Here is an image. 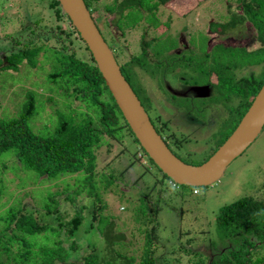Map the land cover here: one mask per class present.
I'll return each instance as SVG.
<instances>
[{
  "label": "trees",
  "instance_id": "obj_1",
  "mask_svg": "<svg viewBox=\"0 0 264 264\" xmlns=\"http://www.w3.org/2000/svg\"><path fill=\"white\" fill-rule=\"evenodd\" d=\"M84 1L158 132L182 146L185 138L172 130L169 120L174 116L166 110L188 118L193 115V108L205 109L214 104L227 111L228 116L233 108L230 119L236 123L229 132L231 135L264 84V0H238L241 12L232 13L227 21L206 26L194 24L195 32L189 36L188 47L170 32L156 31L153 38L145 39L149 28L157 30L162 24L156 13L176 0ZM49 8L85 44L59 0H50ZM112 15L118 16L116 24L124 34L140 27L146 31L137 41L140 52L125 61L119 60V49L123 47L109 40L104 32V22ZM171 19L169 16L162 25L170 27ZM242 28L257 33L258 48L250 50L237 45L228 48L218 43L219 50H215V45L209 46L211 37L239 33ZM198 34L201 40H195ZM30 43L23 42L22 49L0 59V93L5 95V88L12 86L9 101L15 108L12 111L1 106L0 114V264H182L179 259L165 260V255L158 261L156 256L159 245L163 246L156 228L163 209L159 191L163 180H159L158 173L163 179H170L141 147L88 46L85 44L87 60L79 58L74 50L69 54ZM147 49L154 61L148 58ZM43 51L55 66L47 76V85L59 100L62 98L59 96L67 97V111L53 107L47 110L45 103H51L54 96L42 100L38 91L26 86L29 78L23 85L22 79L19 84L12 83L14 74L10 70H32L37 74L43 64L38 56ZM247 66H261L260 74L253 72L237 80L236 73ZM166 81L180 86L182 93L172 94L165 87ZM35 87L42 85L38 83ZM206 87L212 89L211 95H196L199 88L207 92ZM74 100L82 101L90 110L83 109L80 103L74 108ZM196 117L189 119L199 124ZM221 145L213 148L210 156ZM101 149L115 154L106 165V173L96 170ZM119 159H125L126 169H132L134 174L144 166L155 169L156 174L146 177L147 183L143 182L142 174L137 175L138 179L130 184L124 179V170H119ZM59 181H67L63 191L54 193L49 186L38 188L43 183L57 185ZM139 182L142 188L136 189L134 184ZM107 193L114 195V204ZM153 193H159L154 200ZM27 196L32 200H25ZM65 200L76 207L70 220L65 219L68 211L60 210ZM215 219L218 236L215 230L209 243L211 254L195 255L194 264H264L263 197L238 199L222 207ZM124 220L130 221L134 228L133 237L135 232L142 236L140 245L130 253L127 252L131 242L126 241L119 223Z\"/></svg>",
  "mask_w": 264,
  "mask_h": 264
},
{
  "label": "rangeland",
  "instance_id": "obj_2",
  "mask_svg": "<svg viewBox=\"0 0 264 264\" xmlns=\"http://www.w3.org/2000/svg\"><path fill=\"white\" fill-rule=\"evenodd\" d=\"M49 4L50 0H0V59H4L14 51L22 49V43L27 41H30L31 46L34 47L49 46L56 50L61 49L69 54L74 50L79 58L89 59V54L85 51V44L72 31L67 22L57 18L56 13L49 8ZM239 5L238 0H176L156 13L162 24H165L169 16H171L173 19H171L170 27L160 23L161 25L157 30L149 28L145 39L150 40L153 38L156 31L160 34L170 32L173 35H178L179 40L188 47L189 36L195 32L194 24L201 23L206 26L210 22H225L232 13L241 12ZM117 18V15L108 16L104 22V32L109 40H114L123 47V49H119L121 50L119 60L125 61L131 55L140 52L141 47L137 44V41L146 31L140 27L138 30L127 31L124 34L116 24ZM248 25L252 27L250 23ZM184 28L187 30L184 31ZM195 40H201L199 34ZM18 42H21V45ZM209 42L214 44L221 42L228 48H230L229 46L236 47L237 45L254 50L259 47L257 33L250 28H242L239 33H232L231 35H223L217 38L211 37ZM218 45L220 44L215 45V50H219ZM213 52L215 54V51ZM48 55L52 56L53 53H48ZM147 56L151 61H154L149 49H147ZM38 59L39 61L43 60V64L37 74L32 70H21L20 72L10 70L9 72L14 74L12 83L19 84L20 79H22L20 85H23L29 78L31 81L26 86L38 91L42 100L43 98L44 100L47 99L50 95L54 96L51 103H45L47 110L50 111V107H53L54 110L67 111L65 109L66 106L68 108L67 97L59 96L62 97L60 101L57 98V93H53L50 89L52 87L47 85V76L55 70L51 58L43 51L38 56ZM20 67H23V65L21 64ZM254 68V72L259 73V66ZM136 71L140 72V69L137 68ZM243 72L245 76H249L245 70ZM140 74L145 77L143 72H140ZM8 78L5 77V79ZM236 79L239 80L237 73ZM145 80L150 81L149 78H145ZM33 81H37L42 87L36 88L35 86L38 83ZM169 83L166 81L165 87L172 91V94L182 93L180 86L169 85ZM11 87L5 88V95L0 93V114L3 110L1 106H8L12 111L15 110L13 103L9 101V97L12 94ZM205 89L207 92L201 91L196 95H211L212 89L209 87ZM73 102L74 108L80 103L83 109L90 110L82 101L74 100ZM221 109L214 104L207 106L205 109L204 106L193 108V115L191 116H198L196 118L199 124L190 120L191 116L188 118L177 116L173 110H166L169 115L174 116L170 117L171 120H169L172 130L183 136V139L185 138L182 146L174 144L172 141L170 144L171 148L185 163L194 166L205 163L210 158L211 150L221 145V143L224 144L227 140L226 136L233 129L236 121L230 119L233 114V108L229 109V116L227 111L224 109L222 111ZM113 151L115 150L113 149ZM114 156L115 154L105 153V150L101 149L98 152L96 170L99 173H106V165L112 161ZM119 161L120 159L117 163L118 166L121 164L119 170H124V179L130 184H133L140 174H142L144 183H147L146 177L149 178L150 175L156 174L155 169H150L148 168L149 166H144L140 170L136 169V174H134L132 169H126L125 159ZM139 165L142 166V163H139ZM158 175L159 180H163V183L159 186L160 194L163 196V209L159 212V225L156 228H158L159 240L163 246L159 245L158 247L157 259L159 261V259H162L161 255H165L167 256V258H164L165 260L173 258L179 259L182 264H194L196 260L193 257L195 255L211 254L209 243L211 242L210 239L215 237V217L222 207L244 197L264 198V128L255 142L243 154L238 156L228 166L221 179L211 186L192 188L177 185L168 179H163L159 173ZM9 176L11 178L15 177L12 174ZM67 181L71 182V180ZM66 182L59 181L57 185H54L53 182L43 183L38 188L49 186V191L55 193L63 191ZM141 184L142 182L134 184V187L141 189ZM158 194L153 193V200L154 196ZM106 196L114 204L115 199L112 197L114 195L107 193ZM25 200L31 201L32 199L27 196ZM75 209V205L73 206L72 202L67 200L62 201L60 206L61 212L68 211L66 220H70L73 217ZM130 209L132 210V208ZM119 223L124 228L123 233L127 237L126 241L131 242L127 252L130 253L132 249L140 245L142 236L139 237L137 232H135L134 237L132 236L134 228L130 221L124 220L119 221Z\"/></svg>",
  "mask_w": 264,
  "mask_h": 264
},
{
  "label": "water",
  "instance_id": "obj_3",
  "mask_svg": "<svg viewBox=\"0 0 264 264\" xmlns=\"http://www.w3.org/2000/svg\"><path fill=\"white\" fill-rule=\"evenodd\" d=\"M63 11L88 46L100 73L131 130L158 168L174 183L192 188L208 187L221 179L228 166L262 132L264 127V84L231 136L202 165L183 162L154 130L142 106L84 0H59Z\"/></svg>",
  "mask_w": 264,
  "mask_h": 264
},
{
  "label": "clouds",
  "instance_id": "obj_4",
  "mask_svg": "<svg viewBox=\"0 0 264 264\" xmlns=\"http://www.w3.org/2000/svg\"><path fill=\"white\" fill-rule=\"evenodd\" d=\"M91 13V12H90ZM77 31V30H76ZM100 31V30H99ZM101 33V32H100ZM79 34V33H78ZM103 36V35H102ZM81 38V37H80ZM104 38V37H103ZM82 39V38H81ZM105 40V39H104ZM107 43V42H106ZM219 43H221V42H219ZM86 44V43H85ZM216 44H218V43H211V44H209V46H213V45H216ZM109 46V45H108ZM111 49V48H110ZM113 52V51H112ZM114 54V53H113ZM115 56V55H114ZM116 58V57H115ZM117 60V59H116ZM120 66V65H119ZM121 68V67H120ZM259 68H260V71H259V73H256V74H260V72H261V66H259ZM254 67H252V68H250V66H247V67H245L243 70H245L247 73H248V75H252L253 74V72H254ZM243 70L241 71V73H238V77L239 78H244V77H246L245 75H244V72H243ZM123 74V73H122ZM125 77V76H124ZM105 81V80H104ZM199 92H201V91H203L204 89L203 88H199V89H197ZM259 93V92H258ZM257 96V95H256ZM141 102V101H140ZM253 103V102H252ZM252 105V104H251ZM250 108V107H249ZM249 110V109H248ZM146 111V110H145ZM147 113V112H146ZM247 113V112H246ZM245 113V114H246ZM148 114V113H147ZM148 116H149V114H148ZM244 117V116H243ZM125 118V117H124ZM149 119H150V116H149ZM126 120V119H125ZM242 120V119H241ZM150 121H151V119H150ZM241 122V121H240ZM239 122V123H240ZM151 124H152V126H153V128H154V130L156 131V133L160 136V138L162 139V141L165 143V145L172 151V153H174L173 151V149L171 148V146H170V144H171V141L168 139V137L167 136H163L160 132H158L157 131V128H156V126H155V124H153L152 123V121H151ZM238 126V125H237ZM264 128V127H263ZM236 129V128H235ZM233 133V132H232ZM231 133V134H232ZM231 136V135H230ZM229 136V137H230ZM228 137V138H229ZM227 138V139H228ZM140 143V142H139ZM225 143V142H224ZM141 145V144H140ZM223 145V144H222ZM221 145V146H222ZM142 147V146H141ZM220 148V147H219ZM249 148V147H248ZM146 152V151H145ZM147 153V152H146ZM148 154V153H147ZM175 154V153H174ZM176 155V154H175ZM149 156V155H148ZM177 156V155H176ZM178 157V156H177ZM211 157V156H210ZM178 158H180V157H178ZM181 159V158H180ZM182 160V159H181ZM208 160V159H207ZM183 161V160H182ZM154 162V161H153ZM184 162V161H183ZM204 164V163H203ZM202 165V164H201ZM170 179V178H169ZM171 180V179H170ZM171 182L173 183V184H176V183H174L172 180H171ZM178 185V184H177Z\"/></svg>",
  "mask_w": 264,
  "mask_h": 264
}]
</instances>
